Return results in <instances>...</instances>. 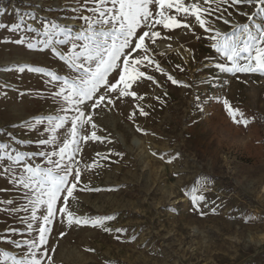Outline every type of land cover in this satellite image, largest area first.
I'll return each instance as SVG.
<instances>
[{
	"label": "rangeland",
	"instance_id": "374dc122",
	"mask_svg": "<svg viewBox=\"0 0 264 264\" xmlns=\"http://www.w3.org/2000/svg\"><path fill=\"white\" fill-rule=\"evenodd\" d=\"M50 7L57 10L46 11ZM71 7H75L74 0H0V143L10 142L20 151L41 150L43 146L35 141L46 123L38 125V131L18 125L53 114L58 107L50 95L58 89L48 82L49 77L27 70L20 73L13 65L30 63L58 74L68 72L50 49L29 50L12 42L21 35L10 31L19 22L16 9L34 11L36 19L26 17L24 27L31 24L39 29L41 17L73 23L61 19L73 15L67 10ZM221 7L232 22L217 23L224 32H230L232 24L248 22L239 12L250 15L255 11L249 5ZM227 12L232 15L228 17ZM186 22L192 24L191 29L167 31L158 26L162 36L171 39H158L151 54L167 74L192 87L173 85L153 66L147 72L161 86L147 80L134 86L138 95H145L143 101L122 97L114 106L97 109V134L108 139L82 142V151L75 156L81 183L74 192L77 200L69 203L80 216L116 218L103 227L54 222L49 238V247L56 248L54 264H264V76L220 73L214 67L219 54L203 30L192 18ZM157 96L165 102L160 103ZM224 99L244 113L247 126L239 116L240 123L233 121ZM137 105L149 115H140ZM133 111L137 115L129 119ZM9 133L18 141L32 143L11 141ZM36 162L43 160L37 157ZM205 177L207 183L197 194L206 200L197 210L186 193L200 188ZM86 186L101 191L80 190ZM20 196L7 178L0 177V201H15L7 206L0 203L2 264H11L4 258L5 251L17 258L24 252L11 240L36 236L20 221L29 213L9 214V209L25 203ZM104 227L112 231L105 232ZM117 228L126 231L117 233ZM11 229L19 231L13 234ZM61 231L66 233L63 237Z\"/></svg>",
	"mask_w": 264,
	"mask_h": 264
},
{
	"label": "snow or ice",
	"instance_id": "6c2138e0",
	"mask_svg": "<svg viewBox=\"0 0 264 264\" xmlns=\"http://www.w3.org/2000/svg\"><path fill=\"white\" fill-rule=\"evenodd\" d=\"M74 3L75 7L67 9L73 15L61 17L73 23L62 24L58 20L41 17V28L31 24L25 28V18L35 20L36 13L16 9L19 22L10 27L11 32L21 33L20 38L12 42L24 45L29 50L50 49L68 69L67 74H58L48 67L30 63L13 65L20 73L27 70L49 77L48 82L58 89L50 93L53 103L58 107L53 114L37 116L18 125L29 131H38V125L46 123L43 133L35 141L43 146L41 150L20 151L12 147L10 142L0 143V177L7 178L13 190L21 193L20 200L25 201L9 209V214L29 213L21 217L20 221L27 225L29 234L36 232L34 237L10 241L16 248L24 249L19 258L7 251L3 253L6 260H11V264H54L56 248L49 247L54 222L66 224L67 227H103L105 222L116 218L113 215L80 216L70 207L69 201L77 200L74 192L81 183L82 174L75 156L82 151V142L103 143L108 139L97 134L98 125L94 120L97 109L114 106L116 100L122 97L143 101L145 95H138L134 86L139 87L145 80L161 86L153 75L148 74L147 69L154 66L156 71L166 74L167 80L173 85L192 87L167 74L153 58L151 46L158 39H171L162 36L158 26L167 31L191 29L192 24L186 21L192 18L205 33L204 38L211 42V48L219 54L214 58L218 61L214 67L220 73L264 76V0H203V3L199 0H74ZM229 4L253 6L255 11L250 15L239 12V15L247 17L248 22L232 24V30L224 32L217 27V23H232L224 15L227 9L221 7ZM53 10L57 9H46ZM231 15V12H227L228 17ZM75 21L80 23L77 25ZM28 33L40 38H33ZM180 70L183 71L182 68ZM164 96H167V92ZM156 99L162 104L165 102L160 96ZM195 99L199 101L200 97L196 96ZM223 105L234 122L240 123L242 120L245 126L248 125L249 121L243 119L244 113L234 109L228 99L223 100ZM137 108L140 115H149L144 107L137 105ZM199 110L203 111L202 104ZM136 115V111H133L129 119ZM238 116L241 120L237 119ZM69 124L70 127H67ZM61 130L64 132L61 133ZM138 131L142 130L138 127ZM44 133L47 134L46 138ZM9 136L16 143H32L18 141L11 133ZM108 142L111 143L110 140ZM100 155L97 153V156ZM178 155L172 156L167 162L171 163ZM37 157L42 158L43 162H36ZM207 180L203 178L200 188L193 187L190 193H186L191 196V203L197 210L201 202L206 200L204 195L197 193L204 188ZM80 190L101 191L87 186ZM0 203L7 206L13 205L15 201L7 199ZM211 211L215 213L216 208ZM10 231L15 234L19 230ZM104 231L111 232L112 229L104 227ZM115 231L122 233L126 229L117 228ZM65 234L63 231L59 233L60 237ZM116 239L120 240L121 237L117 236Z\"/></svg>",
	"mask_w": 264,
	"mask_h": 264
}]
</instances>
